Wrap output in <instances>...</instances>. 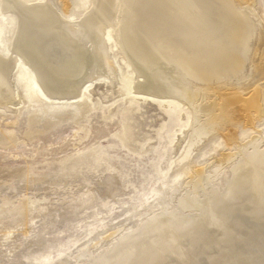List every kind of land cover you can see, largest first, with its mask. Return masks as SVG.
Here are the masks:
<instances>
[{
  "label": "bare ground",
  "instance_id": "obj_1",
  "mask_svg": "<svg viewBox=\"0 0 264 264\" xmlns=\"http://www.w3.org/2000/svg\"><path fill=\"white\" fill-rule=\"evenodd\" d=\"M89 1L82 0V11L68 16L49 0H0L9 33L7 52L0 54V105L23 99L17 89L12 92L14 69L35 98L42 93L73 101L84 82L107 83L116 69L109 35L137 73L134 91L170 95L195 106L182 160L226 112L244 109L249 120L252 109L264 111L256 91L245 99L223 97V85L247 65L256 37L249 0ZM210 95L214 100L198 103ZM216 110L220 113L212 120H201V113ZM225 132L235 151L221 161L220 185L212 187L209 178L219 172L212 165L209 174L205 167L194 170L182 188L169 189L171 204L141 213L131 231L117 229L96 253L79 249L74 264H264V135L256 131L241 143L232 129ZM35 202L27 197L15 209L26 216L25 231Z\"/></svg>",
  "mask_w": 264,
  "mask_h": 264
},
{
  "label": "rangeland",
  "instance_id": "obj_2",
  "mask_svg": "<svg viewBox=\"0 0 264 264\" xmlns=\"http://www.w3.org/2000/svg\"><path fill=\"white\" fill-rule=\"evenodd\" d=\"M49 1L64 15L82 11V0ZM249 4L256 37L247 65L223 85L229 94L223 97L245 99L256 91L264 105V0ZM7 20L0 7L1 55L8 49ZM106 37L116 60L112 78L83 81L73 101L42 93L35 98L32 88L25 90L17 81V69L12 72V92L17 89L23 99L0 105V264L78 263L81 248L96 253L117 229L131 231L141 213L171 204L169 192L182 188L194 170L205 167L209 174L212 165L219 171L209 178L212 187L220 185L221 161L235 151L224 137L226 129L241 143L256 131L264 135V111L252 109L248 120L236 107L182 160L195 106L170 95L134 91L137 73ZM238 87L242 92L229 93ZM212 100L210 95L198 103ZM214 112L201 113V120L220 113ZM27 197L36 202L25 231L26 216L15 209ZM8 230L12 233L4 235Z\"/></svg>",
  "mask_w": 264,
  "mask_h": 264
}]
</instances>
